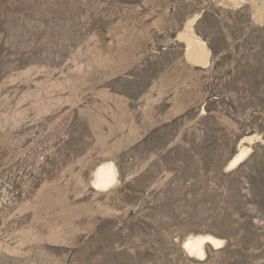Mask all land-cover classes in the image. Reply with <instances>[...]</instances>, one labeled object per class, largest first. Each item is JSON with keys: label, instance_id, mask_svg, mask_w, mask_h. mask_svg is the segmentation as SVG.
<instances>
[{"label": "rangeland", "instance_id": "rangeland-1", "mask_svg": "<svg viewBox=\"0 0 264 264\" xmlns=\"http://www.w3.org/2000/svg\"><path fill=\"white\" fill-rule=\"evenodd\" d=\"M0 264H264V0H0Z\"/></svg>", "mask_w": 264, "mask_h": 264}, {"label": "bare ground", "instance_id": "bare-ground-1", "mask_svg": "<svg viewBox=\"0 0 264 264\" xmlns=\"http://www.w3.org/2000/svg\"><path fill=\"white\" fill-rule=\"evenodd\" d=\"M240 153V152H239ZM245 154V153H244ZM243 159V152L235 156L228 164V168H233L237 163ZM92 180V187L94 189L104 190L109 188L114 180V167L111 163L102 164L99 166ZM209 244L215 248L220 246V241L212 236L204 235L198 238L188 239L182 243V249L188 257H197L199 259L203 255V246ZM203 249V250H202ZM203 257V256H202ZM202 259V258H201Z\"/></svg>", "mask_w": 264, "mask_h": 264}]
</instances>
